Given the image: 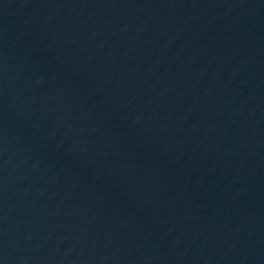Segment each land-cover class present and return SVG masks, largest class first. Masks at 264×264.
Listing matches in <instances>:
<instances>
[{"label": "water", "instance_id": "obj_1", "mask_svg": "<svg viewBox=\"0 0 264 264\" xmlns=\"http://www.w3.org/2000/svg\"><path fill=\"white\" fill-rule=\"evenodd\" d=\"M0 264H264V0H0Z\"/></svg>", "mask_w": 264, "mask_h": 264}]
</instances>
